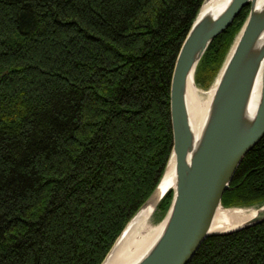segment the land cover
<instances>
[{"label":"trees","instance_id":"trees-1","mask_svg":"<svg viewBox=\"0 0 264 264\" xmlns=\"http://www.w3.org/2000/svg\"><path fill=\"white\" fill-rule=\"evenodd\" d=\"M201 2L0 0V264H101L170 156L171 74ZM249 9L210 42L198 87ZM263 204L264 135L221 199ZM187 264H264V222L209 235Z\"/></svg>","mask_w":264,"mask_h":264},{"label":"water","instance_id":"water-1","mask_svg":"<svg viewBox=\"0 0 264 264\" xmlns=\"http://www.w3.org/2000/svg\"><path fill=\"white\" fill-rule=\"evenodd\" d=\"M205 1L202 0L173 65L169 89L172 145L165 169L153 191L108 251L124 235L133 217L149 204L153 205L155 212L166 193L172 190L169 207L158 221H165L161 233L133 264H187L209 235L231 233L264 222V204L259 207L221 205L223 193L242 157L264 135V3L256 7V0H231L219 13L200 15ZM248 4L249 12L214 79L216 87L208 114L200 135L195 138L185 99L187 82L190 78L198 87L194 80L195 68L210 42ZM258 78V101L250 107ZM172 158L175 163L174 187L163 188L165 171ZM218 208L246 211L255 208L256 213L235 228L211 231Z\"/></svg>","mask_w":264,"mask_h":264},{"label":"bare ground","instance_id":"bare-ground-1","mask_svg":"<svg viewBox=\"0 0 264 264\" xmlns=\"http://www.w3.org/2000/svg\"><path fill=\"white\" fill-rule=\"evenodd\" d=\"M231 0H206L200 10V15L207 12L219 13L224 10ZM264 0H256L255 6L260 7ZM216 80L207 89L203 90L196 87L189 78L186 86L185 99L188 109V118L191 130L195 138L200 135L201 129L206 120L210 100ZM260 80L257 79L255 88H253L250 104L252 107L258 101ZM254 109V108H253ZM174 159L172 158L166 168L162 187H174ZM153 205L149 204L143 208L129 222L124 235L118 239L112 250L108 253L102 264H133L161 233L165 221H152ZM255 208L242 210L238 208L224 209L218 208L211 225V231L229 230L241 225L243 222L254 216Z\"/></svg>","mask_w":264,"mask_h":264},{"label":"rangeland","instance_id":"rangeland-1","mask_svg":"<svg viewBox=\"0 0 264 264\" xmlns=\"http://www.w3.org/2000/svg\"><path fill=\"white\" fill-rule=\"evenodd\" d=\"M203 90H206V89H203ZM159 220H160V218H159V214H158L157 211L155 210V212L152 213V221H153L154 223H156V222H158Z\"/></svg>","mask_w":264,"mask_h":264}]
</instances>
